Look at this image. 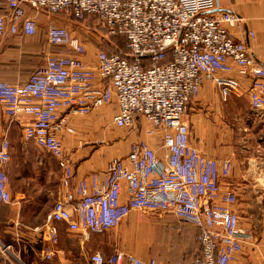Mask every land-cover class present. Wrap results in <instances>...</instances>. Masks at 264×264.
Instances as JSON below:
<instances>
[{"label": "built area", "instance_id": "2783aa9c", "mask_svg": "<svg viewBox=\"0 0 264 264\" xmlns=\"http://www.w3.org/2000/svg\"><path fill=\"white\" fill-rule=\"evenodd\" d=\"M24 6L77 20L92 16L108 36L123 38L126 50L98 49L95 63H90L85 45L50 23L48 45L65 48L68 54L48 56L22 85L0 81L6 116L29 118L23 127L25 139L53 158L61 172L64 192L43 225L49 241L58 242L60 224L84 243L93 234L118 228L131 213L137 223L146 214H168L199 230L194 264L233 262L251 237L230 208L233 193L220 195L219 180L229 175L230 162L208 159L191 148L185 118L204 80L212 81L225 100L240 90L239 78L247 79L251 108L264 110V65L230 33L239 18L227 11L214 13L215 0H0L6 10L0 14V38L35 34L36 22ZM246 36L253 39L254 33ZM232 65L235 76L230 75ZM114 101V126L137 128L140 119L145 120L148 135L162 132L164 155L142 140L133 142L125 157L111 159L104 170L89 173L72 187L75 169L62 145L64 136L75 133L71 118ZM10 158L9 143L3 139L0 208L11 202L4 171ZM88 263L159 264L125 251L92 253Z\"/></svg>", "mask_w": 264, "mask_h": 264}, {"label": "crops", "instance_id": "0c3cea01", "mask_svg": "<svg viewBox=\"0 0 264 264\" xmlns=\"http://www.w3.org/2000/svg\"><path fill=\"white\" fill-rule=\"evenodd\" d=\"M215 3L214 13L227 11L239 18L230 33L244 42L248 54L264 65V0H215ZM24 9L36 22L35 34L17 33L0 38V81L13 85L24 84L48 56L68 54L65 48L47 43L48 26L56 20L41 17L27 6ZM5 11L0 8V14ZM247 32H253L254 38H247ZM91 50L86 60L95 63L97 49ZM232 68L230 75L235 76V66ZM238 80L240 90L225 101L220 100L214 83L204 80L197 98L186 111L189 145L208 159L230 162L229 175L219 180L220 195L228 190L233 193L235 203L230 208L239 217L243 207L253 210L254 206H259L264 215V110L251 108L247 97L249 80ZM116 112L114 101L83 118H71L74 129L80 131L77 137L63 138L64 154L75 169L72 187L89 173L104 170L111 159L127 155V147L117 150L114 145L94 144L114 139L103 127L106 122L112 123ZM29 121L27 117L11 120L0 105V142L8 141L11 154L4 166L11 202L0 208V235L6 242L0 244V264H89L92 253L109 256L115 251H125L143 260L155 259L159 264H194L199 254V230L168 214H146L137 223L135 213H131L118 228L93 234L84 243L60 224L59 240L51 243L43 225L64 192L60 187L61 172L53 158L25 139L23 127ZM139 127L138 140L163 156L162 132L148 135L150 125L143 119ZM144 221L155 224L160 233L156 237L145 235ZM36 227L38 231L34 230Z\"/></svg>", "mask_w": 264, "mask_h": 264}, {"label": "rangeland", "instance_id": "374dc122", "mask_svg": "<svg viewBox=\"0 0 264 264\" xmlns=\"http://www.w3.org/2000/svg\"><path fill=\"white\" fill-rule=\"evenodd\" d=\"M36 12H38V15L41 17L48 16V18H51V20H56V22H53V24L55 26L65 28L70 33V35L75 38H78L85 45L87 51H90L92 48H95L97 50L99 49L107 53H126L124 39L113 38L108 36V34H106V32L99 27L96 18L92 16H87L83 20H77L72 16L64 14L46 15L42 11ZM196 98L197 96L195 97V99ZM219 98L220 100H223L221 99V97ZM228 99L229 97L225 100ZM103 128H106V130L112 134L114 139H112L111 142H101L102 144L100 142L94 143L95 147L100 145H114L117 150H123L125 147H127V149L129 150L130 145L133 142L139 141V133L141 132V128L139 126L137 128L121 129L115 127L114 124L111 122H106L105 127ZM79 133L80 131L77 130V128L75 127V133L73 136L77 137ZM62 145L64 147L63 140ZM42 208L46 209L47 207L43 206ZM239 215L241 228L246 230L250 234L251 238L246 244L243 245L241 252L238 256H236L237 260H234L229 264H264V215H261V211H259V206H254L253 210H248L243 207L239 212ZM147 222L144 221V224H146L145 235H154V237H156L160 233V228L157 227L155 224ZM5 243V240L0 235V244Z\"/></svg>", "mask_w": 264, "mask_h": 264}]
</instances>
